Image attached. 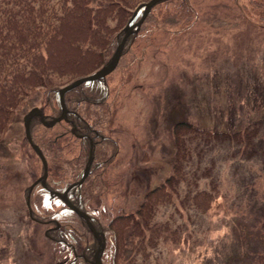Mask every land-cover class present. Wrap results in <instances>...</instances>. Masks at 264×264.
I'll return each mask as SVG.
<instances>
[{"label": "rangeland", "instance_id": "1", "mask_svg": "<svg viewBox=\"0 0 264 264\" xmlns=\"http://www.w3.org/2000/svg\"><path fill=\"white\" fill-rule=\"evenodd\" d=\"M175 1L181 12L193 11L191 25L156 29L149 42L138 39L135 58L110 77L120 150L96 207L105 208L96 210L104 219L133 209L144 191L170 172L176 119L220 129L259 117L264 132V0L168 3ZM24 109L0 141V264H16L17 252L26 247L42 252L38 264H60L58 246L27 213L25 185L36 159L23 139ZM236 148L228 140L193 139L186 180L173 200L157 205L152 218L169 219L179 238L161 239L148 258H139L141 264H248L264 246V160ZM213 182L219 193L201 210L189 192ZM33 228L39 235L30 237Z\"/></svg>", "mask_w": 264, "mask_h": 264}, {"label": "trees", "instance_id": "2", "mask_svg": "<svg viewBox=\"0 0 264 264\" xmlns=\"http://www.w3.org/2000/svg\"><path fill=\"white\" fill-rule=\"evenodd\" d=\"M142 1L145 0H0V141L11 120L23 108L24 113L30 106L38 105L45 118L58 114L59 86L109 61L124 34L125 24L142 14L144 5L135 11ZM191 14V10L180 11L179 1L158 0L139 29L128 35L112 71L64 91L67 118L51 125H45L37 115L30 118L31 138L46 158L47 174L45 185L37 180L28 191L30 182L42 173L43 165L23 134L36 159L29 170L31 180L25 185V199L29 193L31 208L30 213L27 208V213L34 224L43 226L41 235L58 246L60 251L56 255L60 264H94L98 239L85 218L50 193V188L63 190L75 182L67 188L68 197L88 211L95 226L106 234L103 264H141L139 258H148L151 247L161 239L179 238L169 219L152 218L157 205L173 200L179 182L186 180V164L195 137L228 140L242 155L264 160V132L260 130L259 117L220 129L201 125L194 119L178 118L172 124L175 147L170 172L147 188L133 209L117 211L107 219L97 212L105 209L96 207L109 187V164L120 150L110 77L135 58L138 39L149 42L156 29H187ZM91 152L89 172L78 183ZM218 193L215 182L209 188L189 192L194 205L201 210L208 209ZM36 231L33 228L30 237L38 236ZM135 236L138 239L129 251ZM17 253L16 264H38L42 255L38 249L31 252L29 247ZM248 264H264V246L254 251Z\"/></svg>", "mask_w": 264, "mask_h": 264}, {"label": "water", "instance_id": "3", "mask_svg": "<svg viewBox=\"0 0 264 264\" xmlns=\"http://www.w3.org/2000/svg\"><path fill=\"white\" fill-rule=\"evenodd\" d=\"M158 0H145L142 1L140 4H138L137 8L135 9V11L138 9V7L140 5H144L142 14L140 15V17L138 19H136L133 22H127L124 26V34L122 35L120 41L118 42L111 58L109 59L108 62L102 64L101 66H99L97 69H95L94 71L84 74V75H80L75 77L72 80H69L65 83H63L61 86H59L58 88V94H59V100H60V112L56 115H53L50 118H45V115L43 113V110L38 106V105H32L30 106L23 114L22 116V123H23V129H24V135L26 137V139L28 140L29 144L32 146V148L38 153L41 161H42V165H43V171L42 173L36 177L35 179H33L29 186H28V191L31 189L32 184L34 182H36L37 180H40L41 183L43 185H45L44 180L47 174V161L46 158L41 150V148L38 146V144L36 142H34L31 138V134H30V129H29V122H30V118L32 117V115H37L39 117V119L45 124V125H51L53 124L56 120L60 119V118H67L66 112H67V106L64 100V91L68 88H71L79 83H81L82 81L86 80V79H92V78H97V77H101L106 75L107 73H109L110 71H112V69L116 66V64L118 63L119 59H120V55L123 49V46L125 44V41L127 39V36L132 32V31H137L143 21V19L145 18V16L147 15V13L149 12V10L151 9L152 5L157 2ZM93 159V154L92 152L89 154V158L87 160V163L85 165L84 168V172L82 174V176L76 181V182H81L84 177L87 175V173L89 172L90 169V164L91 161ZM73 183L68 184L63 190H58V189H49V192L52 194H56L57 196H59L65 204H67L69 207H72L73 209H75L80 215H82L87 224L89 225V227L93 230L95 236L98 239V245L95 248V252H94V258H93V263L94 264H103V260H102V252L104 250L105 244H106V234L104 232V230L99 229L95 226L94 222L91 219V216L89 214L88 211H86L85 209L81 208L79 205H77L75 202L72 201L71 198L68 197L67 195V188L69 186H71ZM28 194L26 196L25 202L28 208L29 213L31 212V208L29 205V198H28ZM46 232V230H44Z\"/></svg>", "mask_w": 264, "mask_h": 264}, {"label": "bare ground", "instance_id": "4", "mask_svg": "<svg viewBox=\"0 0 264 264\" xmlns=\"http://www.w3.org/2000/svg\"><path fill=\"white\" fill-rule=\"evenodd\" d=\"M128 37V36H127Z\"/></svg>", "mask_w": 264, "mask_h": 264}]
</instances>
